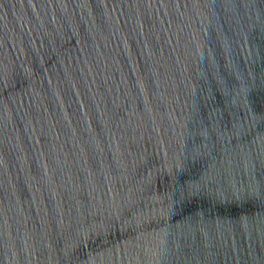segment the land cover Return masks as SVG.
<instances>
[{
  "label": "water",
  "instance_id": "95a60500",
  "mask_svg": "<svg viewBox=\"0 0 264 264\" xmlns=\"http://www.w3.org/2000/svg\"><path fill=\"white\" fill-rule=\"evenodd\" d=\"M0 264H264V0H0Z\"/></svg>",
  "mask_w": 264,
  "mask_h": 264
}]
</instances>
